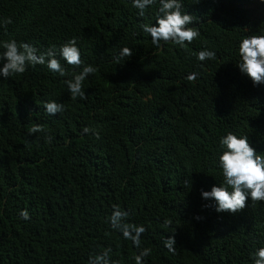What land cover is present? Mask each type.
Returning <instances> with one entry per match:
<instances>
[{
    "label": "trees",
    "instance_id": "1",
    "mask_svg": "<svg viewBox=\"0 0 264 264\" xmlns=\"http://www.w3.org/2000/svg\"><path fill=\"white\" fill-rule=\"evenodd\" d=\"M158 8L141 17L130 0H0V22L10 20L0 40L39 54L74 38L97 69L82 99L64 83L79 69L63 60L64 77L44 65L0 77V264H87L107 248L119 264H135L131 241L109 227L115 207L145 227L143 264H251L264 247V203L216 213L200 198L223 180L218 137L247 135L264 154V84L235 65L239 40L264 33V4L182 0L199 32L184 47H156L141 30ZM124 47L129 57L119 55ZM204 48L215 58L197 61ZM50 100L64 111L46 113ZM35 125L42 131L30 134Z\"/></svg>",
    "mask_w": 264,
    "mask_h": 264
},
{
    "label": "clouds",
    "instance_id": "2",
    "mask_svg": "<svg viewBox=\"0 0 264 264\" xmlns=\"http://www.w3.org/2000/svg\"><path fill=\"white\" fill-rule=\"evenodd\" d=\"M199 2V0H194ZM131 6L137 10L138 16H144L145 10L154 3L159 4L158 15L155 22L142 24L141 30L148 34L151 43L156 47L161 42H171L184 47L191 43L199 32L190 25L193 16L182 10V0H130ZM264 4V0H259ZM0 23L7 24L10 20ZM131 49H120L121 57L130 56ZM238 60L236 66L239 72L249 78L256 86L264 84V33L248 34L243 36L237 45ZM216 56L214 50L204 48L196 53L197 61L212 60ZM63 60L67 65L75 66L78 72L71 74V79L64 81L67 91L73 99L84 97L82 82L94 74L97 69L92 64H85L81 60L80 49L74 38L68 39L59 47L52 45L38 54L37 48L30 43L17 42L15 39L0 40V77L9 78L14 74H22L27 67L44 65L49 72L60 77L65 76V69L61 64ZM195 72L188 74L187 79H195ZM44 111L55 116L64 111V106L54 100L43 104ZM42 131L38 125L29 129V133ZM84 132L89 129L85 127ZM219 155L216 161L223 177L222 183L213 185L210 190H200V198L207 201L204 207H211L216 213H235L245 207L246 199L253 202L264 203V154L257 153L250 146L248 136L228 131L218 137ZM191 185V180L185 181ZM27 219V213H21ZM128 213L115 207L108 217L109 227L117 232L124 240L131 241L137 250L134 256L135 264H143L144 259L151 253L148 247H141V234L145 232L143 224H132L127 221ZM201 219V217H196ZM175 241L172 237L164 238L163 246L169 252L174 251ZM111 249L103 252L89 254L87 264H119L111 259ZM251 264H264V247H258L250 253Z\"/></svg>",
    "mask_w": 264,
    "mask_h": 264
}]
</instances>
